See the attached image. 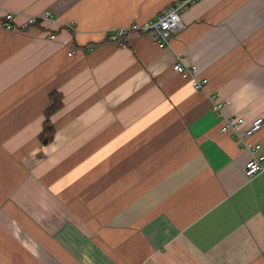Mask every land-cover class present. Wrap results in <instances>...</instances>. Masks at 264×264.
Here are the masks:
<instances>
[{
	"label": "crops",
	"instance_id": "obj_1",
	"mask_svg": "<svg viewBox=\"0 0 264 264\" xmlns=\"http://www.w3.org/2000/svg\"><path fill=\"white\" fill-rule=\"evenodd\" d=\"M176 1L0 0L16 27L53 14L0 25V264H264V173L222 131L264 118V0H200L166 49L112 42ZM249 141L264 156V126Z\"/></svg>",
	"mask_w": 264,
	"mask_h": 264
},
{
	"label": "built area",
	"instance_id": "obj_2",
	"mask_svg": "<svg viewBox=\"0 0 264 264\" xmlns=\"http://www.w3.org/2000/svg\"><path fill=\"white\" fill-rule=\"evenodd\" d=\"M200 0H177L171 6L163 9L157 18L143 24L132 25L130 27L118 29L111 40L119 47L126 46L127 36L130 32H139L153 38L154 42L161 49L170 46L172 39L179 34L184 28L183 16L185 13ZM51 12L45 13L43 17L31 16L25 22L16 27L17 16L11 12L0 14V25L8 30L27 29L31 25L40 24L41 20L52 19ZM75 52V49L72 53ZM71 53V54H72ZM174 70L183 77H189L193 81V87L196 91H203L207 80L197 76V67L189 66L185 58L180 57L174 66ZM219 109V105L216 106ZM246 125L245 118H227L222 131L235 138L239 145L247 150L251 158L244 167V173L247 179L252 180L260 173H264V156L262 155V146L259 143H251L249 139L258 133L264 126V118L259 117Z\"/></svg>",
	"mask_w": 264,
	"mask_h": 264
},
{
	"label": "trees",
	"instance_id": "obj_3",
	"mask_svg": "<svg viewBox=\"0 0 264 264\" xmlns=\"http://www.w3.org/2000/svg\"><path fill=\"white\" fill-rule=\"evenodd\" d=\"M51 107L46 111V119L43 125V131L40 134V140L43 144L48 145L53 141L55 135V128L51 121V117L55 112L61 109L63 104V97L59 93H52L51 94Z\"/></svg>",
	"mask_w": 264,
	"mask_h": 264
}]
</instances>
